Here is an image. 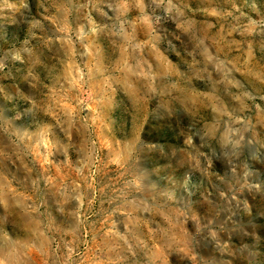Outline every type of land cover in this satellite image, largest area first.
<instances>
[{
    "label": "rangeland",
    "instance_id": "obj_1",
    "mask_svg": "<svg viewBox=\"0 0 264 264\" xmlns=\"http://www.w3.org/2000/svg\"><path fill=\"white\" fill-rule=\"evenodd\" d=\"M0 264H264V0H0Z\"/></svg>",
    "mask_w": 264,
    "mask_h": 264
}]
</instances>
